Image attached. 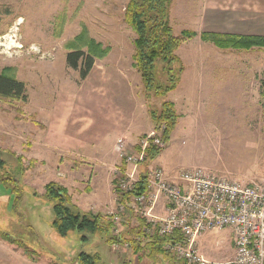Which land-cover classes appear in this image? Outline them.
I'll use <instances>...</instances> for the list:
<instances>
[{"label":"rangeland","instance_id":"rangeland-1","mask_svg":"<svg viewBox=\"0 0 264 264\" xmlns=\"http://www.w3.org/2000/svg\"><path fill=\"white\" fill-rule=\"evenodd\" d=\"M126 2L0 0V72L12 68L26 87L24 101L0 98L1 157L4 170L17 180L0 176V232L21 241L0 238V260L7 258L5 263L24 264L29 258L23 245L36 251L33 262L39 264H78L81 250L98 253L103 264L171 262L166 255L148 257V250L139 256L122 242L114 249L98 232L72 230L59 236L51 227V204L43 196L44 186L54 181L66 187L78 208L107 219L108 210L116 206V140L137 143L152 127L150 109L164 100L174 103L179 117L148 168L160 166L174 175L204 166L232 176L264 178V50L218 48L198 32L175 52L182 65L175 89L162 97H146L131 65L134 32L123 20ZM176 3V12L193 13V0ZM61 11L67 21L57 36L54 22ZM186 22L170 16L175 35L194 30ZM81 23L90 36L110 47L106 57L95 59L85 79L67 66L63 46ZM155 73V81L164 84L161 63ZM158 208L155 213L162 215ZM125 215L124 226L134 227V217L129 211ZM198 247L209 260L230 259V230L205 233Z\"/></svg>","mask_w":264,"mask_h":264},{"label":"built area","instance_id":"built-area-1","mask_svg":"<svg viewBox=\"0 0 264 264\" xmlns=\"http://www.w3.org/2000/svg\"><path fill=\"white\" fill-rule=\"evenodd\" d=\"M164 129V124L151 127L134 145L116 140L120 164L112 179L116 206L107 212L111 235L121 234L129 211L143 220L145 235L176 237L163 245L172 259L166 264H264V178L232 176L204 166L171 175L153 166L145 169L144 191L132 192L141 182L147 148L165 147ZM125 194H130L126 203L121 202ZM158 207L162 215L155 213ZM225 228L232 237V257L223 262L207 259L199 250V238ZM120 243L115 240L111 246L118 249ZM122 245L130 247L129 242Z\"/></svg>","mask_w":264,"mask_h":264},{"label":"trees","instance_id":"trees-1","mask_svg":"<svg viewBox=\"0 0 264 264\" xmlns=\"http://www.w3.org/2000/svg\"><path fill=\"white\" fill-rule=\"evenodd\" d=\"M171 3L172 0H127L124 6L123 20L134 32L131 65L139 74L146 97L150 93L154 97H162L175 89L182 71L181 61L175 52L184 41L197 36L196 31L189 29H184L177 35L174 34L170 24ZM66 21L67 14L65 11H61L55 16L54 33L57 36H60ZM200 38L223 49L250 51L256 47L264 50V36L203 31L200 33ZM63 46L67 49L65 55L67 66L76 70L80 79L86 78L94 65L95 59L106 57L110 51L109 46H104L90 36L84 23H81L80 31L65 41ZM159 63L162 64L166 76L164 84H158L155 81V71ZM0 98L26 100L25 84L16 78L10 67H6L0 72ZM178 117L174 103L168 100L161 102L159 108L150 109L149 111V120L152 127L160 124L165 125L163 132L165 144L170 139V134L177 123ZM163 148L152 145L147 148V157L140 174L141 182L132 191L133 193L144 191L142 179L145 176V169ZM4 169L5 162L0 151V176L3 173L7 177L6 180L15 183L17 181L15 177L9 175ZM18 171L20 173L19 169ZM43 196L51 204L53 213L51 227L59 236L65 237L72 230L81 233L98 232L107 243H112L115 240L129 242L134 253L139 256H143L145 250H148V257L156 258L159 255H166L172 262L163 245L167 241L176 239V237L145 235L141 231V225L143 224L141 218H135L136 224L134 227L124 226L121 234L118 237H113L110 233L111 226L108 217L105 215L107 219H104V216L99 213L85 212L78 208L73 203L66 187L54 181L48 182L44 186ZM129 197L130 194H125L121 198V202L126 203ZM0 238L10 243L21 242L7 232H0ZM81 239L85 240L86 235H82ZM23 247L26 257L34 261L33 254L36 251L26 245H23ZM76 262L78 264H103L98 253L83 250L77 254Z\"/></svg>","mask_w":264,"mask_h":264},{"label":"crops","instance_id":"crops-1","mask_svg":"<svg viewBox=\"0 0 264 264\" xmlns=\"http://www.w3.org/2000/svg\"><path fill=\"white\" fill-rule=\"evenodd\" d=\"M176 2L179 0H172L170 16L174 19L176 16L184 18L187 22L192 18L193 23L186 24L197 33L206 31L264 36V0H193L192 14L189 9L176 12L180 9L175 7ZM4 260L8 259L0 260V264H12ZM24 260V264H39L26 258Z\"/></svg>","mask_w":264,"mask_h":264}]
</instances>
